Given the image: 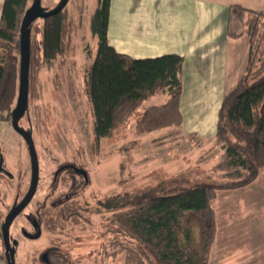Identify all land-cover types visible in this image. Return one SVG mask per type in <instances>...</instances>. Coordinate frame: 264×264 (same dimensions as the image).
I'll return each instance as SVG.
<instances>
[{
  "label": "rangeland",
  "instance_id": "374dc122",
  "mask_svg": "<svg viewBox=\"0 0 264 264\" xmlns=\"http://www.w3.org/2000/svg\"><path fill=\"white\" fill-rule=\"evenodd\" d=\"M60 1L41 0V8L49 12ZM96 6L97 0L68 1L67 11L74 20L79 19L72 48L51 68H38L25 115L19 121V127L32 138L39 170L36 193L9 230L10 242H18L15 264H41V256L50 250L66 256L68 264H124L126 239L113 221L117 213L107 212L102 203L155 189L158 193L173 186L171 180L182 175L193 182L217 181L221 176L213 173L221 153L214 142L212 122L216 117L210 116L222 98L203 86L204 82L185 87L179 102L184 115L180 130L192 127L196 132L192 137H181L174 128L139 136L133 130L141 116L138 110L111 139H103L98 147L93 143L94 119L85 95L84 73L97 53L96 39L90 34V18ZM120 8L127 9L128 0L122 1ZM232 22L239 21L234 16ZM41 27L42 20L33 24L34 44H40ZM225 82L223 93L227 95L235 82ZM163 98L166 96L145 105L157 106ZM0 157L1 228L7 214L28 192L31 180L28 148L13 130L11 117L0 120ZM68 166L80 168L84 180L64 172ZM73 181L77 191L72 190ZM58 197L69 198V203L79 208L77 222H68L53 233L42 230L36 240H28L25 235L33 234L29 215L38 204ZM211 206L215 233L208 264H218V256L223 259L219 264H226L228 255L229 264H240L245 254L253 252H258L256 260L264 262V172L245 189L218 192ZM1 249L4 252L3 244Z\"/></svg>",
  "mask_w": 264,
  "mask_h": 264
},
{
  "label": "trees",
  "instance_id": "16d2710c",
  "mask_svg": "<svg viewBox=\"0 0 264 264\" xmlns=\"http://www.w3.org/2000/svg\"><path fill=\"white\" fill-rule=\"evenodd\" d=\"M33 2L3 1L0 120L11 117L16 106L21 24ZM109 7L110 0H97L90 18V34L96 39L97 53L84 73L85 95L94 119L91 137L97 147L103 139H111L138 110L141 116L133 127L137 135L179 128L182 124L179 102L183 58L166 55L132 60L116 53L107 41ZM234 16L241 27L240 37L247 42L248 53L241 75L217 112L214 142L221 154L213 173L220 174V179L193 182L182 175L171 180L173 186L158 193L155 189L134 197L116 196L102 203L107 212L117 213L113 221H117L126 239L124 264H208L215 233L211 202L218 192L249 187L264 171V11L233 5L229 7V19ZM34 23L28 27V95L32 92L38 68L49 69L58 58L69 53L79 19L74 20L65 7L60 13L42 20L39 45L32 41ZM227 35L235 38L231 31ZM161 95L167 96L165 103L145 105ZM2 166L0 157V168ZM63 171L72 178L78 176L84 180L77 172L80 168L68 166ZM75 187L78 186L73 181L72 190L77 191ZM79 216V208L69 203V198L58 197L38 204L30 214V222L36 232L53 233L68 222L76 223ZM46 254L47 263L41 259V264H68L66 256L51 250Z\"/></svg>",
  "mask_w": 264,
  "mask_h": 264
},
{
  "label": "crops",
  "instance_id": "0c3cea01",
  "mask_svg": "<svg viewBox=\"0 0 264 264\" xmlns=\"http://www.w3.org/2000/svg\"><path fill=\"white\" fill-rule=\"evenodd\" d=\"M3 1L0 0V14ZM122 1L125 0H110L108 45L116 53L132 60L155 59L166 55L182 57V94L185 87H198L200 82H204L203 86L217 91V96L222 98L210 116L216 117L215 123L212 122L216 130L217 112L226 96L223 93L225 81H230V84L236 82L248 53L247 42L240 37L239 22L233 24L234 21L229 19V7L238 5L248 10L264 11V0H128L127 9L120 8ZM228 31L235 38H230ZM166 100L167 96L158 104ZM179 110L182 124L174 129L180 132L181 137H192L196 133L192 127L180 130L184 123L181 105ZM255 253L258 252L245 254L240 264H264L262 260H256ZM229 257L226 264L231 261ZM222 260L218 256V264Z\"/></svg>",
  "mask_w": 264,
  "mask_h": 264
},
{
  "label": "water",
  "instance_id": "95a60500",
  "mask_svg": "<svg viewBox=\"0 0 264 264\" xmlns=\"http://www.w3.org/2000/svg\"><path fill=\"white\" fill-rule=\"evenodd\" d=\"M69 0H61L59 4L49 12H44L41 8V0H34L32 6L26 12L21 24L20 36V65H19V90L16 100V106L11 116V126L13 130L22 138L28 148L31 163V180L28 192L17 204L13 210L6 216L3 226L1 227V239L4 247V258L7 264H15V247L17 242H10L9 230L13 221L24 211L33 199L38 184V160L34 144L30 134L19 127V121L22 118L27 107L28 101V68H29V31L28 27L37 20H44L60 13L67 5ZM1 171V168H0ZM84 176V173L77 171ZM40 232L31 239H37ZM42 260L47 263V255L43 254Z\"/></svg>",
  "mask_w": 264,
  "mask_h": 264
},
{
  "label": "flooded vegetation",
  "instance_id": "af4514ba",
  "mask_svg": "<svg viewBox=\"0 0 264 264\" xmlns=\"http://www.w3.org/2000/svg\"><path fill=\"white\" fill-rule=\"evenodd\" d=\"M11 211H12V210H11ZM11 211H10V212H11ZM10 212H9V213H10ZM9 213H8V214H9ZM8 214H7V215H8ZM28 220H29V223L31 224V222H30V215H29V217H28ZM31 227H32V229H33V234H34V235L32 234V236H35V235L37 234V232H36V230H35V227H34L32 224H31ZM24 235H25V234H24ZM25 236H26V238H27L28 240H36V239H31V238H29V237H30L29 235H25ZM13 241H14V240H12L11 243H12ZM16 242H17V241H16ZM17 243H18V242H17ZM17 245H18V244H17ZM16 247H17V246H16ZM16 247H15V248H16ZM44 254H46V253H44ZM46 255H47V254H46ZM42 256H43V255H42ZM42 256H41V259H42ZM5 262H6V260H5Z\"/></svg>",
  "mask_w": 264,
  "mask_h": 264
},
{
  "label": "built area",
  "instance_id": "2783aa9c",
  "mask_svg": "<svg viewBox=\"0 0 264 264\" xmlns=\"http://www.w3.org/2000/svg\"><path fill=\"white\" fill-rule=\"evenodd\" d=\"M2 239L0 234V264H5L4 252L1 249Z\"/></svg>",
  "mask_w": 264,
  "mask_h": 264
}]
</instances>
